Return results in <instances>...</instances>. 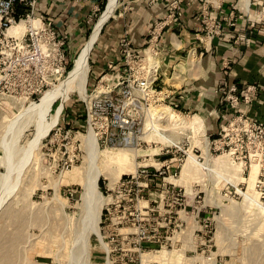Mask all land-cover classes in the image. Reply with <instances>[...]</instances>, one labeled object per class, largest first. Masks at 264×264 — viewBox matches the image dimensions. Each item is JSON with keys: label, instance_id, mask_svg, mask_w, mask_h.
<instances>
[{"label": "rangeland", "instance_id": "374dc122", "mask_svg": "<svg viewBox=\"0 0 264 264\" xmlns=\"http://www.w3.org/2000/svg\"><path fill=\"white\" fill-rule=\"evenodd\" d=\"M123 3L119 0L105 27ZM103 12H98L88 37L68 57L67 65L74 66ZM99 40L88 59L89 95L96 88L90 73L91 57ZM157 97L161 100V95ZM88 102L76 92L70 93L58 124L42 141L36 158L22 151L34 137L27 111L32 103L6 101L0 106V200H6L0 211V264H264V133H257L255 142L254 138H245L247 146L241 154H233V150L222 148L220 130L205 137L202 132L172 128L163 120L158 123L168 141L149 136L147 116L145 121L140 119V127L145 123V128L134 145L100 146L108 156L95 160L85 145L89 134L82 128ZM60 104L58 100L55 107ZM191 116L184 118L190 120ZM208 137L210 147L204 150ZM166 145L172 154L162 157V162L177 157L184 165L191 154L203 165L180 186L185 208L168 206L173 197L167 198L166 206L161 205L160 191L155 187L148 197L150 204L142 203L145 208H121L130 220L127 224L116 226L105 221L104 207L113 200L118 181L125 175H135L139 167L160 168L154 155ZM175 147H180L181 153ZM121 148L131 149L140 166L137 171L130 166L119 179ZM255 155L257 158H253ZM75 156L77 160L70 166ZM218 157L224 158L217 161ZM208 163L213 172L208 170ZM254 165L259 171L252 176ZM97 167L102 172L98 185L108 200L98 221L95 215L100 203L90 186ZM169 174H163L159 182L166 177L173 184ZM248 193H252L253 200L246 199ZM127 233L132 236L127 238Z\"/></svg>", "mask_w": 264, "mask_h": 264}, {"label": "crops", "instance_id": "0c3cea01", "mask_svg": "<svg viewBox=\"0 0 264 264\" xmlns=\"http://www.w3.org/2000/svg\"><path fill=\"white\" fill-rule=\"evenodd\" d=\"M103 2L38 0L35 12L51 21L60 36L68 35V58L88 37ZM201 11L200 0H185L181 16L161 30L155 46L159 67L155 85L161 89L162 102L183 115L198 116L209 136L240 114L264 122V0H227L223 13L216 14L223 21L221 36L208 35ZM168 15V0H124L118 15L104 26L91 57L92 85L103 83L108 89L126 76L122 40L144 56L154 23ZM250 85L257 87L253 104L241 99L233 109L226 100L230 87L235 86L241 97Z\"/></svg>", "mask_w": 264, "mask_h": 264}, {"label": "built area", "instance_id": "2783aa9c", "mask_svg": "<svg viewBox=\"0 0 264 264\" xmlns=\"http://www.w3.org/2000/svg\"><path fill=\"white\" fill-rule=\"evenodd\" d=\"M226 1L200 0L202 21L210 37L222 35L223 21L219 20L216 14L223 13ZM184 2L185 0H168L169 15L164 21L154 23L144 57L146 51L152 49L156 62L158 53L155 46L161 30L170 24L169 20L173 23L181 16ZM37 3L38 0H0V106L6 101L10 104H19L22 100L29 103L37 102L67 73L68 35L60 36L51 21L36 16ZM235 9L237 8L234 7ZM21 23L25 25L24 32L10 34V30ZM121 46L128 74L117 78L111 88L107 89L102 83L105 87L102 93L95 94L99 84L96 86L94 96L87 104L86 119L82 126L87 134L92 131L96 135L99 146L134 145L138 140V133L144 132L145 128V123L140 127V119L145 121V111L150 107L146 96L150 89L158 91L155 85L158 80V63L152 69H148L142 65L144 57L133 50L127 39L122 40ZM236 92L237 88L232 86L226 95V100L233 109L241 104V99L245 104L252 105L257 96V87L248 86L241 92V97L237 96ZM172 108L178 111L177 107ZM257 133L258 135L264 133V122H252L240 114L233 117L227 125L221 126L219 141H223L222 148L233 150L230 153L235 154L239 151L241 154L243 148L247 146L245 138L247 140L254 138L255 142ZM175 148L178 149L176 152L181 153L180 147ZM169 154L172 153L168 145L163 146L161 151L154 155L155 160L161 164L160 168L152 165L143 166L135 175H125L118 181L113 189V200L104 207L105 221L109 220L116 226L127 224L130 221L126 216L127 212H122L121 208L126 209L127 206L145 208L142 203L150 204L148 197L152 190H156L155 187L160 191L161 205L166 206L167 198L173 197L172 204L168 203V206L185 208L182 188L168 183L166 177L162 179V183L159 182L161 176L167 172L170 173L169 177L174 178L181 174L182 159L175 157L171 161H161L162 157ZM253 158H257V155ZM76 160V156L70 160V166ZM173 161L177 163L173 165L174 167L171 165ZM120 213L122 215H119ZM125 235L129 238L132 233Z\"/></svg>", "mask_w": 264, "mask_h": 264}, {"label": "bare ground", "instance_id": "6f19581e", "mask_svg": "<svg viewBox=\"0 0 264 264\" xmlns=\"http://www.w3.org/2000/svg\"><path fill=\"white\" fill-rule=\"evenodd\" d=\"M249 1V0H247ZM119 0H107V6L97 21V23L94 26V29L88 39V41L84 44V46L81 48L75 62L72 70L68 72L67 77L55 88H51L47 90L39 99V102H30L32 103L31 106L27 109L28 113H30L29 117L31 118L29 121V125L34 127V137L33 139L27 144L26 148H24L22 151L26 152L27 154H35V158L37 156V152L41 146L42 141L47 138L51 131L56 127L58 124V120L60 116L62 115L63 109H64V103L67 101V99L70 96V93L76 92L78 95H80L85 100H90L94 96L89 95L87 91V84H88V75L90 72V67L88 63V59L90 57L91 51L93 50L95 44L99 40L101 30L103 24L107 23L110 18L113 17V15L116 12V9L118 7ZM246 6H249V2L246 3ZM25 30V25L23 23L15 26L10 30V34H21ZM153 50H147L146 56L142 60V65L145 66L148 69H152L157 62H155L153 58ZM105 91V87L102 86L97 88L95 94H99ZM161 91H149L148 95L146 96V99L148 102H150V107L145 111V119H147V116L150 120L149 128H147V132L150 134L149 136H152L154 138H157L161 141H166V137L163 133H161L160 124L159 121H167L172 128H181V129H190L194 132H197V134H200L201 132L204 135L205 128L203 121L198 116H191L190 120H185L184 116L180 112H176V110L171 109L170 107L163 105L162 100H159L157 95H161ZM58 100H61L60 106L57 108L55 107V104ZM36 103V104H35ZM162 103V105H157L154 108L153 105ZM147 133V134H148ZM146 134V135H147ZM205 137H207L205 135ZM208 140V141H207ZM168 141V140H167ZM170 145L174 146L173 142H169ZM85 145L87 146L88 153L90 155V158L98 160L101 157L108 156V151H103L99 144L98 139L96 135L90 131L89 135L85 139ZM176 146V145H175ZM204 150H207L210 147L209 139L206 138V142L204 143ZM131 152H126V151ZM34 158V159H35ZM224 157H218L216 158L217 161L222 160ZM1 160V157H0ZM1 165V164H0ZM158 165V163H157ZM134 167V171H137V168L140 166V164L135 160V154H133L131 149H125L121 148L120 153V161H119V168H120V174L119 179L121 178V175H125L127 172V168ZM208 170L210 172H213L211 169V166H209V163L207 164ZM197 167H203V165H200L195 157L191 154H189L188 159L183 165V169L181 172L180 178H174L170 177L173 181V184L176 185H183L185 181L189 178L190 175H192L193 171L196 170ZM140 168V167H139ZM259 171L258 166L254 165L252 170V176L256 174V172ZM137 173V172H135ZM102 174L100 170H95V174L90 179V186L94 190L95 194H97L98 202L100 203L96 210L95 220L97 218V221L99 220L101 208L104 204L108 202V200L102 195L98 182L99 177ZM218 175V174H217ZM173 178V179H172ZM224 179L228 180L227 178L223 177ZM227 182V181H226ZM170 183V182H168ZM246 199L253 200L252 199V193L245 194ZM6 200H0V211L4 208ZM259 208L261 205L257 204ZM264 210V209H262ZM96 221V222H97Z\"/></svg>", "mask_w": 264, "mask_h": 264}, {"label": "trees", "instance_id": "16d2710c", "mask_svg": "<svg viewBox=\"0 0 264 264\" xmlns=\"http://www.w3.org/2000/svg\"><path fill=\"white\" fill-rule=\"evenodd\" d=\"M107 5V0H104L103 2V5L101 6L100 8V12H103L105 10V6ZM105 27L103 28V31H104ZM102 31V32H103ZM89 33H90V30H89ZM89 35V34H88ZM73 68V64H69L67 65V73L70 72Z\"/></svg>", "mask_w": 264, "mask_h": 264}, {"label": "water", "instance_id": "95a60500", "mask_svg": "<svg viewBox=\"0 0 264 264\" xmlns=\"http://www.w3.org/2000/svg\"><path fill=\"white\" fill-rule=\"evenodd\" d=\"M105 8H106V6H105ZM106 25V23L105 24H103V26H102V30H103V28H104V26ZM102 30H101V32H102Z\"/></svg>", "mask_w": 264, "mask_h": 264}]
</instances>
